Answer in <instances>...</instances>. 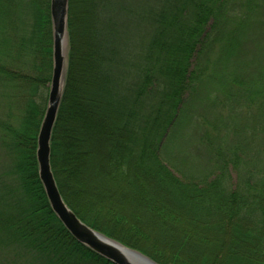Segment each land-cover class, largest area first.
Here are the masks:
<instances>
[{
	"label": "trees",
	"instance_id": "trees-1",
	"mask_svg": "<svg viewBox=\"0 0 264 264\" xmlns=\"http://www.w3.org/2000/svg\"><path fill=\"white\" fill-rule=\"evenodd\" d=\"M50 3L0 0V61L21 62L17 77L0 64V82L20 85L25 101L22 113L0 120V145L10 154L0 170V264H113L70 235L38 175L37 136L53 69ZM79 5L97 20L83 51L76 44ZM252 5L69 1V61L51 166L66 204L88 226L159 264H264V20L255 23ZM216 45L224 54L204 62ZM240 54L252 58L239 60ZM234 60L252 64L253 78L242 79L243 69L231 72ZM206 62L215 66L227 100L243 102L244 110L230 112L245 116L234 133L250 135L259 146L253 149L248 137L227 148L220 143L207 156L210 174L181 178L170 157L191 122L188 109L194 108ZM82 71L90 80L84 88L78 83ZM73 192L84 194L81 203Z\"/></svg>",
	"mask_w": 264,
	"mask_h": 264
},
{
	"label": "rangeland",
	"instance_id": "rangeland-1",
	"mask_svg": "<svg viewBox=\"0 0 264 264\" xmlns=\"http://www.w3.org/2000/svg\"><path fill=\"white\" fill-rule=\"evenodd\" d=\"M247 0H237V4L244 3ZM252 8L256 10L254 14H251L252 19H254L255 23L260 20H264V0H252ZM84 11V12H83ZM238 11L240 12H247L248 9L246 7H238ZM127 14V13H123ZM123 16V15H121ZM96 19L98 21H102L104 24H106L105 16L98 14L96 12ZM93 16L91 14V11L86 10L83 7H78V12H76V26H77V31H76V44L79 46V48L87 47L90 45V42L92 41V32L95 30V23L97 20H93ZM258 28V25L254 24V26L251 27L252 30H256ZM69 35V33H68ZM125 40H123L124 43ZM1 46V45H0ZM69 46L68 45V51H67V68H68V61H69ZM1 50V49H0ZM82 56H80L79 60L81 61V64H85L86 60V55L84 52H81ZM224 54V50L222 51L221 46L216 45L214 49H212L207 56L203 59L204 62L205 60L208 61H214L217 57L221 56ZM241 57H239V60H246L252 57H245L240 54ZM247 56H251L250 54ZM2 58L1 52H0V59ZM14 58V57H13ZM6 59L3 57V61H0L1 64V70L3 67H6V69H10L11 72H13L16 77H17V72L18 70L21 69L20 66V60H15V59ZM235 58V57H234ZM246 58V59H245ZM237 60V61H239ZM234 61H230L229 65V70H232L234 74L239 73L242 69L244 70L241 72V78L249 80V78H253L254 74V69L252 64H245V65H240L238 64H233ZM206 62V73L204 74L202 78V82H205L202 85L201 82V87L198 91V94L193 97L192 99L195 100V105L193 110L190 108L188 109V114L190 115L191 122H189V125L185 126L183 129V142H181L179 148L173 149L174 152V159L172 157V163L170 164L171 166H176L175 168L179 169H174L173 167L171 168L172 171L179 177L182 178L183 174L184 176L188 177H198V176H203L201 175L202 173H209L212 169L213 164L207 162V156H211L212 151H219V148H222L219 146L220 143L223 144V148H227L230 145L235 144V142L239 140H243L245 137H248L247 140L250 138V143L251 147L253 149H256V146L259 142L255 141L254 138H251L250 135H247L245 137H240L236 136V133H234L235 128H241L244 125V119L245 116L243 117V120L241 119L240 115L238 112L239 109H243L244 105L243 102L237 103L236 99L230 100V102L227 100V97L225 95V92H222L221 85L218 83L220 81L219 78L212 73L213 70L215 69V66L208 65L207 66ZM81 64H79V68L81 69ZM27 72L30 74H33L34 76V71L30 70V66L25 64L22 66ZM203 64V68H204ZM84 68V67H83ZM88 73L86 74L85 71H82V74H80L79 81L78 83L81 85V88H84V86L89 85V77L87 76ZM237 76V75H235ZM231 75H227L226 79H231ZM221 79V78H220ZM213 81V82H210ZM207 82V83H206ZM218 85V89L215 90V86ZM48 87L45 90V97L47 98L49 95V85H46ZM20 85H5L3 86L2 83L0 82V120L6 119L7 115L10 112H13L14 114H20L23 112L24 107V102L20 97ZM27 91V89H26ZM29 91V90H28ZM80 94V92H79ZM20 95V96H19ZM48 102V99H47ZM236 104V105H235ZM240 106V107H239ZM24 107V108H23ZM236 107L238 108V112L234 115V117H231V113L233 112ZM245 109V108H244ZM243 109V110H244ZM22 110V112H21ZM80 118H76L78 121H83L82 117L80 114H78ZM222 118V120H221ZM237 120V121H234ZM236 122V123H234ZM254 120L249 121V131L252 130L251 127H254ZM247 123V122H246ZM237 128V129H238ZM243 136H244V131L242 130ZM249 134V133H248ZM243 142V141H242ZM8 150L4 149V146L0 145V170L1 166L6 165V162L8 160L7 156H10L8 154ZM172 152V153H173ZM259 156H264V155H259ZM231 177L233 178L234 182L236 181V174L234 171L231 170ZM72 178L75 177V175H72ZM74 185L76 184L73 182ZM78 188V187H77ZM79 190V189H77ZM74 194L75 199L81 203L82 201V195L81 193L78 192V194ZM124 197V196H123ZM81 198V200H80ZM85 201H88L85 199ZM147 241V240H146ZM167 254V253H166ZM168 255V254H167ZM4 263V260H2Z\"/></svg>",
	"mask_w": 264,
	"mask_h": 264
},
{
	"label": "water",
	"instance_id": "water-1",
	"mask_svg": "<svg viewBox=\"0 0 264 264\" xmlns=\"http://www.w3.org/2000/svg\"><path fill=\"white\" fill-rule=\"evenodd\" d=\"M69 1L51 0L53 69L46 111L37 137L39 179L52 212L80 244L113 264H159L149 256L91 228L66 204L51 166V141L62 103L69 45Z\"/></svg>",
	"mask_w": 264,
	"mask_h": 264
},
{
	"label": "bare ground",
	"instance_id": "bare-ground-1",
	"mask_svg": "<svg viewBox=\"0 0 264 264\" xmlns=\"http://www.w3.org/2000/svg\"><path fill=\"white\" fill-rule=\"evenodd\" d=\"M49 87H50V85H49ZM44 117V116H43ZM43 120V119H42ZM42 122V121H41ZM39 133V132H38ZM38 137V136H37ZM55 176V175H54ZM56 179V178H55ZM57 182V181H56Z\"/></svg>",
	"mask_w": 264,
	"mask_h": 264
}]
</instances>
